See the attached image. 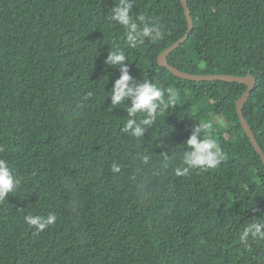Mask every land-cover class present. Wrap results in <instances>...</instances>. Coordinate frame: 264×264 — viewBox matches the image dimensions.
<instances>
[{
    "label": "trees",
    "instance_id": "obj_1",
    "mask_svg": "<svg viewBox=\"0 0 264 264\" xmlns=\"http://www.w3.org/2000/svg\"><path fill=\"white\" fill-rule=\"evenodd\" d=\"M115 3L0 0V159L21 181L0 200V264H264V239L239 240L264 219V162L237 110L247 85L184 79L159 64L188 31L182 0H135L133 17L162 37L134 49L106 19ZM188 5L194 28L169 62L195 74L250 72L244 115L264 150V0ZM111 49L126 52L137 79L177 92L178 105L139 140L122 132L123 105L110 106L120 76L105 64ZM198 122L212 124L227 159L177 177ZM50 214L43 231L24 219Z\"/></svg>",
    "mask_w": 264,
    "mask_h": 264
},
{
    "label": "clouds",
    "instance_id": "obj_2",
    "mask_svg": "<svg viewBox=\"0 0 264 264\" xmlns=\"http://www.w3.org/2000/svg\"><path fill=\"white\" fill-rule=\"evenodd\" d=\"M134 5L135 0H116L115 6L109 9L106 17L109 22L123 27L129 49L136 48L146 40L154 42L162 37L158 24L148 21L144 15L133 17ZM126 61L130 59L124 50H110L105 64L113 68L118 67L120 76L115 80L108 97L110 106L115 108L117 105H123L126 110L127 120L122 126V132L139 140L145 137V133L155 125L159 116L178 105V96L171 87L163 89L152 80L144 78L141 81L131 75L130 64ZM190 131L189 138L184 142L186 148L181 163L174 168L177 177L187 176L193 169H215L227 159L222 147L213 138L211 123L198 122ZM0 151H3V148H0ZM144 162H148L147 156L144 157ZM112 171L119 172V165L113 163ZM20 183L9 162L0 159V200H7L10 193L16 194ZM24 219L38 231L45 230L56 221L55 215L51 214L46 218L40 215H26ZM261 239H264V219L251 220L239 233V240L245 246L250 240Z\"/></svg>",
    "mask_w": 264,
    "mask_h": 264
},
{
    "label": "water",
    "instance_id": "obj_3",
    "mask_svg": "<svg viewBox=\"0 0 264 264\" xmlns=\"http://www.w3.org/2000/svg\"><path fill=\"white\" fill-rule=\"evenodd\" d=\"M183 6L185 8L186 16L188 19L189 23V28L186 34L180 38L178 41H176L174 44L169 46L167 49H165L158 58V62L161 66L167 67L174 75L184 78V79H189V80H194V81H215V80H222V81H227V82H238V83H244L247 85V90L245 93L239 98L237 101V110H238V115L241 120L242 127L247 134V136L250 138L252 144L254 145L256 151L258 154L261 156L263 162H264V150L261 148L255 132L253 131L250 123L246 119L244 115V106L248 102L253 89L256 86L257 79L249 72L246 75H234V74H218V73H210V74H195V73H190L187 71H183L176 66L172 65L168 57L171 52H173L176 48L180 47L185 41H187L191 35V32L194 28V19L192 17L191 9L189 8L188 5V0H182Z\"/></svg>",
    "mask_w": 264,
    "mask_h": 264
},
{
    "label": "rangeland",
    "instance_id": "obj_4",
    "mask_svg": "<svg viewBox=\"0 0 264 264\" xmlns=\"http://www.w3.org/2000/svg\"><path fill=\"white\" fill-rule=\"evenodd\" d=\"M220 121L219 119L217 120V122Z\"/></svg>",
    "mask_w": 264,
    "mask_h": 264
}]
</instances>
